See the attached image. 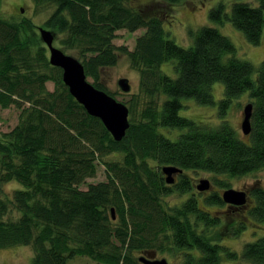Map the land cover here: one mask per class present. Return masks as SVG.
Segmentation results:
<instances>
[{
  "label": "trees",
  "instance_id": "1",
  "mask_svg": "<svg viewBox=\"0 0 264 264\" xmlns=\"http://www.w3.org/2000/svg\"><path fill=\"white\" fill-rule=\"evenodd\" d=\"M33 1L37 9L53 7L45 28L55 39L60 36L65 48L79 51L83 58L78 59L97 88L108 92L102 70L117 64L119 50L127 53L140 74L129 117L147 101L140 119L130 120L126 135L117 141L70 93L62 69L49 61L36 23L0 15V105L21 109L17 125L0 135V249L32 245L35 264H67L76 256L104 264H140L137 252L169 248L187 251L181 264H221L225 256L237 259V252L210 235L219 217L202 208L195 195L176 207L166 206V195L190 192L193 183L181 175L180 182L168 184L162 167L232 176L264 167V60L254 78V64L238 57L231 38L214 26L190 28L193 44H178L164 27V12L183 0H163L166 7L156 10L133 0ZM209 16L219 23L229 19L249 43H261L264 0L256 6L236 0L230 12L219 2ZM140 28L145 32L132 51L113 42L117 31ZM172 60L176 77L161 69ZM215 82L225 86L220 124L210 127L180 114L182 99L214 104ZM245 92L253 103L250 142L226 118L232 100ZM160 127L185 132L171 140ZM111 154L119 159L107 160ZM98 164L105 166L106 180L83 188L96 176ZM11 181L21 187L3 195ZM251 193L255 204L249 208L250 216L264 224V187ZM207 202L223 200L215 193ZM14 211L16 218L7 219ZM245 228L246 221H240L235 234ZM242 257L264 264V236L245 244Z\"/></svg>",
  "mask_w": 264,
  "mask_h": 264
},
{
  "label": "rangeland",
  "instance_id": "2",
  "mask_svg": "<svg viewBox=\"0 0 264 264\" xmlns=\"http://www.w3.org/2000/svg\"><path fill=\"white\" fill-rule=\"evenodd\" d=\"M135 5L147 6V9L156 10V8L166 7L163 0H133ZM236 0H183L180 4L174 6L173 9L166 8L164 12L165 22L164 27L170 33V37L173 38L178 44L188 47L193 44V39L190 37L189 31L192 29H198L202 26H214L217 27L223 34L231 38L236 46V55L242 59L251 61L256 67L254 78L257 76L258 68L261 62L264 60V35L260 44L249 43L243 31L233 25V23L227 19L223 23L214 21L209 16L211 8L216 6L219 2H223L226 5V10L230 12L232 4ZM252 5H258V0H242ZM22 9L24 11H22ZM53 10V7L37 9L33 0H2L0 7V15L7 19L33 20L38 27L44 26V22L49 17ZM45 27V26H44ZM47 28V27H46ZM51 30V29H50ZM39 32V29L37 28ZM145 32V28H140L134 32L127 29H121L117 31L114 43L117 47L127 48L128 51H132L136 44L137 37ZM55 45L63 49L66 53L75 56L76 58L82 59L83 57L79 54L77 49H67L61 44V37H56ZM118 62L114 66H108L103 68L101 81L107 87L108 92L119 101L124 102L128 107L130 100L132 99L133 93L140 90L139 81L140 74L137 69L132 66L131 59L121 50L118 51ZM176 61L172 60L162 64L161 69L168 75L173 77L177 76L175 69ZM127 77L131 83L130 92H124L119 86V79ZM93 82L92 78H88ZM49 89H54V83L49 81L47 83ZM212 91L216 102L211 105H204L197 103L194 99H182L183 108L180 111L182 116H186L195 120L196 122L207 125L210 127L217 126L220 124L222 118L219 115V103L225 95V86L223 82H215L212 86ZM163 98H166L163 96ZM249 92H245L237 98H234L230 103L227 111V119L236 130L237 134L244 139L246 142H250V137L245 135L242 131V120L243 110L247 103H249ZM147 101L146 99H144ZM141 101L136 110V114L129 117V120H139L140 113L144 108V102ZM149 102V101H148ZM21 109L15 105L4 108L0 105V135L2 132L11 130L19 122V115ZM130 114V113H129ZM159 131L171 140H176L181 132H185V129H171L160 127ZM116 154H111L107 157V160H118L119 157ZM183 176L187 177L193 188L190 192H173L164 197L166 206L176 207L183 203L188 197L195 195L202 208L212 212L216 218L219 216V222L214 226L210 227V235L215 236L225 248L237 252L239 256L237 259L231 257H223L221 264H251L249 261L243 259V249L245 244L257 240L264 236V224L253 219L250 216L249 208L255 204V198L251 191L257 187H264V167L258 169L252 173L246 175L232 176L227 173H214L212 171L193 169L186 170L182 173ZM178 182H180L181 175L175 174ZM208 179L210 181V187L206 190L197 189V185L201 183V180ZM106 180L105 166L98 164L97 174L95 177L87 179L86 184L82 187L86 188L90 182L97 183ZM15 187H21L16 181H11L5 184L3 195H10V192ZM229 188H235L244 190L248 194V201L240 208H229L225 210V202L220 204H211L207 202L208 197L212 194L217 193L222 196L224 190ZM202 191V192H200ZM233 205V204H232ZM170 207V208H171ZM169 208V207H168ZM17 212L9 213L7 219H15ZM114 220L118 222V215L114 212ZM192 219L194 217L192 216ZM195 220V219H194ZM240 221H246V228L243 229L238 235L235 234V229L238 228ZM215 235H214V234ZM170 245V244H169ZM186 250L169 248L165 251H156L157 257L165 258L168 264H181L186 255ZM197 256L200 255L198 251H193ZM34 248L32 245H17L0 249V264H35L34 263ZM143 252H137V257H143ZM67 264H104L99 263L87 256H76L68 260ZM140 264H144L142 261Z\"/></svg>",
  "mask_w": 264,
  "mask_h": 264
},
{
  "label": "water",
  "instance_id": "3",
  "mask_svg": "<svg viewBox=\"0 0 264 264\" xmlns=\"http://www.w3.org/2000/svg\"><path fill=\"white\" fill-rule=\"evenodd\" d=\"M22 11L24 10L22 9ZM39 34L49 49L50 63L62 69L63 81L70 93L85 107L90 115L102 120L107 130L117 141H121L130 127L129 107L107 91L97 88L88 79L83 63L55 45V34L52 30L40 26ZM119 86L124 92L131 90V83L127 77L119 79ZM252 113L253 103L249 102L243 110L242 131L245 135H249L251 132ZM162 171L165 174L166 182L174 184L175 174L182 173L183 169L175 165H165L162 167ZM209 187L210 181L208 179L201 180V183L197 185L199 190H206ZM222 199L225 203L243 205L248 201V194L244 190L229 188L224 190ZM112 214L114 218V209H112ZM140 260L147 264H168L166 259L149 260L143 256Z\"/></svg>",
  "mask_w": 264,
  "mask_h": 264
},
{
  "label": "flooded vegetation",
  "instance_id": "4",
  "mask_svg": "<svg viewBox=\"0 0 264 264\" xmlns=\"http://www.w3.org/2000/svg\"><path fill=\"white\" fill-rule=\"evenodd\" d=\"M179 176V175H182V173L181 172H178L177 174H176V176ZM163 176H165L164 174H163ZM175 182L176 181H178L177 180V178L175 177ZM200 192H202V191H200ZM215 194V193H214ZM222 198V197H221ZM223 200V199H222ZM223 202H224V200H223ZM247 204H249V201H248V203ZM229 208H240V206H236V205H232V204H229V203H226L225 204V210H229ZM210 212V211H209ZM210 213H212V212H210ZM219 217V216H218ZM144 254H146V255H144V257H146V259H149V260H162V259H165V258H161V257H157V255H156V251H149V250H146V251H144L143 252ZM144 263V262H143ZM144 264H147V263H144Z\"/></svg>",
  "mask_w": 264,
  "mask_h": 264
}]
</instances>
